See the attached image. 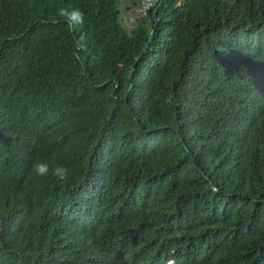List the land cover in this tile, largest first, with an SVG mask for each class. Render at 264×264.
<instances>
[{"label": "trees", "instance_id": "trees-1", "mask_svg": "<svg viewBox=\"0 0 264 264\" xmlns=\"http://www.w3.org/2000/svg\"><path fill=\"white\" fill-rule=\"evenodd\" d=\"M150 1L125 104L153 21L0 0V264H264V0Z\"/></svg>", "mask_w": 264, "mask_h": 264}, {"label": "clouds", "instance_id": "clouds-1", "mask_svg": "<svg viewBox=\"0 0 264 264\" xmlns=\"http://www.w3.org/2000/svg\"><path fill=\"white\" fill-rule=\"evenodd\" d=\"M58 15L65 19V22L69 25L73 32L84 24V13L78 7H61L58 9ZM83 38V36H80L78 39L83 40ZM33 171L39 177L47 176L51 172V174L60 181H64L68 177V170L66 167L56 165L50 168L49 164L45 162L34 163ZM166 264H175V260L169 259Z\"/></svg>", "mask_w": 264, "mask_h": 264}, {"label": "water", "instance_id": "water-1", "mask_svg": "<svg viewBox=\"0 0 264 264\" xmlns=\"http://www.w3.org/2000/svg\"><path fill=\"white\" fill-rule=\"evenodd\" d=\"M141 5H142V11H143V14H144V17L147 18L148 21H153V28L150 30L149 32V37L147 39V41L145 42L144 46L142 47V49L140 50L139 54L137 55V57L135 58V61L133 62V64L131 65L129 71H128V74H127V80L129 81V85H128V89L124 95V102L126 104L127 102V95L128 93L130 92V89H131V75H132V72L137 64V62L139 61V59L141 58V56L143 55V53L146 51L149 43L151 42L152 40V37L154 35V30H155V27L157 26V23H158V18L151 14L150 13V10L152 8V2L150 0H139ZM118 9L116 10V13H118ZM134 28V27H133ZM134 32V29H132L130 31V33L132 34ZM210 185L213 187V189L215 191H218L217 188L215 186L212 185V183L210 182Z\"/></svg>", "mask_w": 264, "mask_h": 264}, {"label": "rangeland", "instance_id": "rangeland-1", "mask_svg": "<svg viewBox=\"0 0 264 264\" xmlns=\"http://www.w3.org/2000/svg\"><path fill=\"white\" fill-rule=\"evenodd\" d=\"M132 0H119L118 2V19L123 28L127 31L134 29L135 24L144 17L142 11V5L138 0L136 6H131ZM127 6L133 8V12L130 13V10H126Z\"/></svg>", "mask_w": 264, "mask_h": 264}, {"label": "flooded vegetation", "instance_id": "flooded-vegetation-1", "mask_svg": "<svg viewBox=\"0 0 264 264\" xmlns=\"http://www.w3.org/2000/svg\"><path fill=\"white\" fill-rule=\"evenodd\" d=\"M137 2H138V0H132L131 1V6H136ZM126 10H130V13H132L134 11L133 8H129L128 6H127Z\"/></svg>", "mask_w": 264, "mask_h": 264}]
</instances>
